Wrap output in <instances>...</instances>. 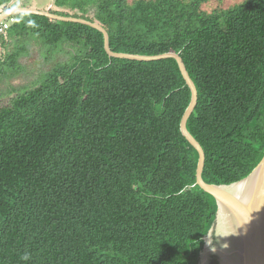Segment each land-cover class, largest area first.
Instances as JSON below:
<instances>
[{"label": "trees", "instance_id": "1", "mask_svg": "<svg viewBox=\"0 0 264 264\" xmlns=\"http://www.w3.org/2000/svg\"><path fill=\"white\" fill-rule=\"evenodd\" d=\"M53 4L103 25L115 52L181 55L198 90L187 127L207 183L239 181L260 163L264 0ZM11 19L0 36V99L10 98L0 106V264H198L218 205L197 185L199 153L181 132L191 90L176 59L110 57L91 26ZM29 42L74 50L16 85Z\"/></svg>", "mask_w": 264, "mask_h": 264}, {"label": "water", "instance_id": "2", "mask_svg": "<svg viewBox=\"0 0 264 264\" xmlns=\"http://www.w3.org/2000/svg\"><path fill=\"white\" fill-rule=\"evenodd\" d=\"M19 13H34L47 16L53 20L81 23L91 26L104 35V46L110 57L124 58L137 61H158L174 58L178 62L181 73L191 90V101L180 124L181 132L191 145L198 151L197 185L213 195L218 209L216 219L208 234L205 236L204 248L200 253L198 264H206V255L211 253V236L218 233L224 235V257L218 258L220 264H264V157L254 170L245 178L223 185L207 183L203 178L206 154L200 142L188 130L187 122L198 102V90L179 53L166 52L158 55H141L115 52L110 46L108 31L99 22L84 18L62 16L50 10L34 8L11 7L0 13V23ZM242 184V190L236 188ZM225 230V232H223ZM215 242V241H214ZM217 260V258L213 257Z\"/></svg>", "mask_w": 264, "mask_h": 264}, {"label": "rangeland", "instance_id": "3", "mask_svg": "<svg viewBox=\"0 0 264 264\" xmlns=\"http://www.w3.org/2000/svg\"><path fill=\"white\" fill-rule=\"evenodd\" d=\"M53 2L54 0H12L9 7L15 6L34 8L38 10H51L56 9ZM1 12L2 10H0V13ZM4 49L5 48L0 45V57H2V55L5 53L6 49ZM73 50L74 49L71 47H64L55 50L52 54H48L44 48L29 42L27 44L26 53L20 59V63L22 64V70H20L21 74L14 79V83L21 86L33 85L35 81L38 82L41 76L57 62L67 60ZM0 87L2 88L0 90L5 91V84H0ZM9 102L10 98H2L0 99V106L7 105ZM208 242L211 243L212 252L205 256L206 264H220L218 258L224 257L225 253V251L221 253V250L224 248L223 233L220 232L217 234V236H211ZM213 257L217 258V260Z\"/></svg>", "mask_w": 264, "mask_h": 264}, {"label": "built area", "instance_id": "4", "mask_svg": "<svg viewBox=\"0 0 264 264\" xmlns=\"http://www.w3.org/2000/svg\"><path fill=\"white\" fill-rule=\"evenodd\" d=\"M10 26H11L10 21L2 22L0 24V35H6Z\"/></svg>", "mask_w": 264, "mask_h": 264}, {"label": "bare ground", "instance_id": "5", "mask_svg": "<svg viewBox=\"0 0 264 264\" xmlns=\"http://www.w3.org/2000/svg\"><path fill=\"white\" fill-rule=\"evenodd\" d=\"M236 188H238L239 190H242V184H239L238 186H236ZM223 232H225V230H223ZM229 262L224 261V264H228Z\"/></svg>", "mask_w": 264, "mask_h": 264}, {"label": "clouds", "instance_id": "6", "mask_svg": "<svg viewBox=\"0 0 264 264\" xmlns=\"http://www.w3.org/2000/svg\"><path fill=\"white\" fill-rule=\"evenodd\" d=\"M14 7H15V6H14ZM9 8H11V7H9ZM6 10H7V9H6ZM11 17H12V16H11ZM11 17L8 18L7 20H4L3 22L12 20ZM1 23H2V22H1ZM1 23H0V24H1ZM8 30H9V29H8ZM7 32H8V31H7ZM6 35H7V34H6ZM6 35H0V36H6ZM263 157H264V156H263Z\"/></svg>", "mask_w": 264, "mask_h": 264}]
</instances>
